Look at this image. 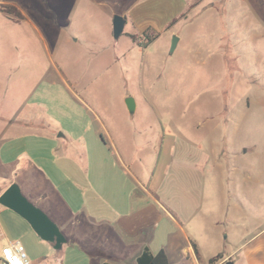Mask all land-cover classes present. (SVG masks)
Wrapping results in <instances>:
<instances>
[{"label": "rangeland", "instance_id": "374dc122", "mask_svg": "<svg viewBox=\"0 0 264 264\" xmlns=\"http://www.w3.org/2000/svg\"><path fill=\"white\" fill-rule=\"evenodd\" d=\"M0 3L24 15L13 23L0 12V117L32 120L23 136L63 135L51 159L67 157L59 182L68 202H89L94 185L145 206L139 222L154 225L143 237L154 234L155 251L174 252L178 221L192 237L218 236L222 255L234 253L229 264H264V0ZM129 13L158 36L146 49L131 22L114 37L113 19ZM26 173L12 176L21 191ZM74 230L66 263L87 264L91 226Z\"/></svg>", "mask_w": 264, "mask_h": 264}, {"label": "crops", "instance_id": "0c3cea01", "mask_svg": "<svg viewBox=\"0 0 264 264\" xmlns=\"http://www.w3.org/2000/svg\"><path fill=\"white\" fill-rule=\"evenodd\" d=\"M134 20L136 19L133 13H129L127 24L131 22L133 30L138 34L147 29L155 33V30L148 24L139 28ZM13 23L18 22L13 21ZM0 121L3 122V128L0 130V176L2 174L8 176L6 180L0 181V197L14 184L12 176H18L19 171H26L29 179L23 180L26 190L22 191V195H25L29 202L47 212L65 239L62 248L56 249L54 242H48L39 237L32 225L16 214V211L0 204V258L2 251L10 242H20L26 250L29 264H68L66 262H71L72 252L76 251L71 243L76 244L74 226L80 220L88 221L91 226L90 246L86 248L87 254L81 259L82 262L87 264H136V258L146 247L150 248L154 254L158 253L152 248L154 234H150L148 238L143 237V232H150V227L154 226L152 223L141 226L138 216L145 210L143 204L136 203L133 207L132 202L129 206L114 196L106 199L98 193V188L94 185L96 195L92 197V200L76 204V207L61 195L60 174L69 165L66 162L67 157L51 159L52 155H55L51 143L56 137L60 140L63 135H43L36 131L23 136L19 131L20 128L24 125L32 126V120L21 124L17 116H10L6 119L0 117ZM71 160L77 163L76 159ZM120 165L127 172H131L123 161ZM125 206L128 211H120ZM86 209L91 212L88 213ZM126 222L132 225L126 227L124 225ZM172 225L178 228L180 235L176 237V234L172 233L168 236L171 248H175L174 252L166 249L170 264H211V259L223 254L225 246L218 236L210 237L200 233L192 237L190 225L183 226L178 221ZM176 239L177 245L174 247ZM258 240L259 238L252 244ZM172 253L173 261L170 257ZM233 254L232 252L227 256L223 255L215 264H229Z\"/></svg>", "mask_w": 264, "mask_h": 264}, {"label": "water", "instance_id": "95a60500", "mask_svg": "<svg viewBox=\"0 0 264 264\" xmlns=\"http://www.w3.org/2000/svg\"><path fill=\"white\" fill-rule=\"evenodd\" d=\"M127 18L116 15L113 19V34L116 39H120L125 32ZM180 39L174 36L171 41V52L173 53L178 46ZM126 105L131 113L136 110L135 102L132 98L126 100ZM59 136H62L59 135ZM0 204L16 211V214L28 221L35 229L36 233L43 240L54 242L56 249H61L65 243L64 236L54 222L34 204L29 202L23 195L21 189L16 185H11L0 197Z\"/></svg>", "mask_w": 264, "mask_h": 264}, {"label": "trees", "instance_id": "16d2710c", "mask_svg": "<svg viewBox=\"0 0 264 264\" xmlns=\"http://www.w3.org/2000/svg\"><path fill=\"white\" fill-rule=\"evenodd\" d=\"M0 11L9 16L10 19L14 20L15 22L22 21L24 15L21 13V10L14 5H6L0 4ZM176 21V20H175ZM174 22V21H172ZM146 40L144 43H141V37H138V34L131 35L132 40L137 43L143 49H146L154 40L158 39L156 33H153L150 29H147L142 34ZM196 252L199 255L197 247L195 246ZM167 252L165 249L160 250L157 254L151 252L150 248L146 247L141 254L138 255L136 258V264H170L169 258L167 256ZM223 255H218L210 260L211 264L217 263ZM105 264H112V263H105Z\"/></svg>", "mask_w": 264, "mask_h": 264}, {"label": "built area", "instance_id": "2783aa9c", "mask_svg": "<svg viewBox=\"0 0 264 264\" xmlns=\"http://www.w3.org/2000/svg\"><path fill=\"white\" fill-rule=\"evenodd\" d=\"M25 251L20 242H10L1 253L0 264H29Z\"/></svg>", "mask_w": 264, "mask_h": 264}]
</instances>
